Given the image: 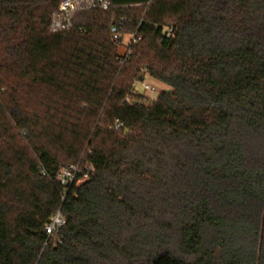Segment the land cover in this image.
I'll return each instance as SVG.
<instances>
[{
	"label": "trees",
	"instance_id": "16d2710c",
	"mask_svg": "<svg viewBox=\"0 0 264 264\" xmlns=\"http://www.w3.org/2000/svg\"><path fill=\"white\" fill-rule=\"evenodd\" d=\"M63 1L0 0V264H264V0Z\"/></svg>",
	"mask_w": 264,
	"mask_h": 264
},
{
	"label": "built area",
	"instance_id": "2783aa9c",
	"mask_svg": "<svg viewBox=\"0 0 264 264\" xmlns=\"http://www.w3.org/2000/svg\"><path fill=\"white\" fill-rule=\"evenodd\" d=\"M100 3H103V8L106 10L108 8V2L106 0H99ZM74 10V4L71 0H65L62 2L59 11L60 12H69ZM117 29L113 28L112 29V33H114V40H118L119 37L116 34ZM163 33L168 37H172L173 36V30L169 29V28H165ZM130 55V51L127 53V55L125 56L124 60ZM123 60V61H124ZM143 88L146 91H150V92H155V88L151 87L149 84H147L145 81L141 82ZM128 101V100H127ZM120 125L117 124L116 128H119ZM93 171V167L92 166H85L82 168V165H70L66 168H63L60 170V172L57 175V181L64 186L65 188H69L70 186L76 184H82L85 179L88 178V173ZM65 221L64 218L61 214V212H57L52 218L51 221L49 223V225H47L46 227V234L49 237H52L59 228H61L64 225Z\"/></svg>",
	"mask_w": 264,
	"mask_h": 264
},
{
	"label": "rangeland",
	"instance_id": "374dc122",
	"mask_svg": "<svg viewBox=\"0 0 264 264\" xmlns=\"http://www.w3.org/2000/svg\"><path fill=\"white\" fill-rule=\"evenodd\" d=\"M63 13H67V12H63ZM134 42H135L134 41V36H131V35L123 36L122 43L118 46L121 55L126 56L127 53L129 52L130 45L132 43H134ZM1 60L2 59H1V55H0V62H1ZM145 82L147 84H149L151 87H154L156 91L155 92L146 91L143 88V86H142L140 81L135 83L134 89H133L134 95L136 97L139 96L145 104H150L152 101L156 100L158 98L159 94L163 90L167 89L165 85H162V84L158 83L157 81H154V80L150 79L148 76L145 78ZM84 164L85 163H83L82 168L87 166V165H84ZM85 181H87V179H85Z\"/></svg>",
	"mask_w": 264,
	"mask_h": 264
}]
</instances>
